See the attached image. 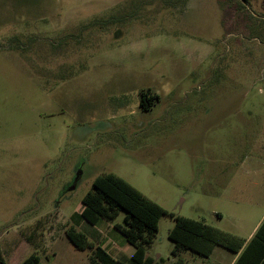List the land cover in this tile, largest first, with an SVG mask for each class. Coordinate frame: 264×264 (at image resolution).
<instances>
[{"label": "rangeland", "instance_id": "obj_1", "mask_svg": "<svg viewBox=\"0 0 264 264\" xmlns=\"http://www.w3.org/2000/svg\"><path fill=\"white\" fill-rule=\"evenodd\" d=\"M142 92L158 97L146 110ZM104 173L167 212L154 260L170 214L248 235L264 214V0H0L6 263L88 264L65 231L123 224L80 216Z\"/></svg>", "mask_w": 264, "mask_h": 264}, {"label": "trees", "instance_id": "obj_2", "mask_svg": "<svg viewBox=\"0 0 264 264\" xmlns=\"http://www.w3.org/2000/svg\"><path fill=\"white\" fill-rule=\"evenodd\" d=\"M241 1L249 3L252 0ZM154 100H158V97L154 96L145 104L142 103V109H148ZM82 204L83 209L80 216L90 225H95L100 219L112 222L120 212H124L123 224L115 223L113 228L123 236L128 244L135 248L134 254L126 264L153 263L152 259L146 257V249L153 243L161 217L167 214L160 205L113 173L97 176L92 182L91 190L83 196ZM170 217L173 219V226L167 237L174 244L173 253L183 249L201 256H208L214 245H220L232 252H237L244 242L242 239L202 221L173 214H170ZM65 234L78 250L91 252L89 264H123L112 258L100 246L92 244L82 232L76 231L75 228L70 227L65 231ZM253 249L259 252L258 258L264 257V221L245 250ZM0 264H7L1 248ZM19 264H41L40 257L32 253Z\"/></svg>", "mask_w": 264, "mask_h": 264}, {"label": "crops", "instance_id": "obj_3", "mask_svg": "<svg viewBox=\"0 0 264 264\" xmlns=\"http://www.w3.org/2000/svg\"><path fill=\"white\" fill-rule=\"evenodd\" d=\"M154 96L150 97L152 98ZM217 217L218 220L222 219V216L220 215H218ZM262 221H264V214H262L259 220H257V222L254 224L247 236L240 234L241 227L239 226V224L241 221L238 218H233V228L229 230H222L219 227H214L220 231L229 233L244 241L237 252H232L220 245H214L208 256H201L200 254L183 249L173 253L174 244L171 242L172 249L170 251V257L167 259L166 262L160 257L154 260L152 256L149 255L148 249L151 248L152 244L146 249V257H148V259L150 260H153L152 264H264V257L258 258L260 254H258L259 252H257L256 249H253L251 251L245 250ZM101 222L102 219L98 220L95 225L92 226H97V224ZM102 224L103 223H101L100 226H97V228L94 227V229L82 233L87 237L88 241H90L95 246H100L101 249H103L115 260L123 264L128 263L130 261L131 256L135 252V248L128 244L124 238L121 239L120 236L116 235L113 230L114 228L111 229V227L109 226V229L106 230L104 227H102L105 224ZM125 243L133 247V251L131 253L129 252L127 247H125Z\"/></svg>", "mask_w": 264, "mask_h": 264}, {"label": "flooded vegetation", "instance_id": "obj_4", "mask_svg": "<svg viewBox=\"0 0 264 264\" xmlns=\"http://www.w3.org/2000/svg\"><path fill=\"white\" fill-rule=\"evenodd\" d=\"M149 94L147 93V92H142L141 93V97H140V106L142 105V103L143 104H145L151 97H149L148 96ZM79 173V177H78V179H77V181L74 183V181H73V185L75 184V188H76V186H77V184H78V182H79V180H80V176H81V172L79 171L78 172ZM76 178V177H75ZM75 180V179H74Z\"/></svg>", "mask_w": 264, "mask_h": 264}, {"label": "water", "instance_id": "obj_5", "mask_svg": "<svg viewBox=\"0 0 264 264\" xmlns=\"http://www.w3.org/2000/svg\"><path fill=\"white\" fill-rule=\"evenodd\" d=\"M78 177H79V173L76 175V178H75V180H74V183L77 181ZM74 189H75V184L72 185V186L69 188V190H74Z\"/></svg>", "mask_w": 264, "mask_h": 264}]
</instances>
